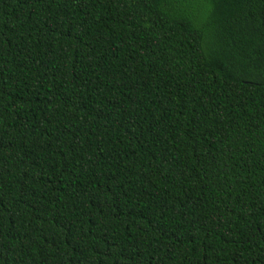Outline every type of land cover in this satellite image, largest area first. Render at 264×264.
Returning a JSON list of instances; mask_svg holds the SVG:
<instances>
[{
  "label": "trees",
  "instance_id": "obj_1",
  "mask_svg": "<svg viewBox=\"0 0 264 264\" xmlns=\"http://www.w3.org/2000/svg\"><path fill=\"white\" fill-rule=\"evenodd\" d=\"M0 264H264V0H0Z\"/></svg>",
  "mask_w": 264,
  "mask_h": 264
}]
</instances>
